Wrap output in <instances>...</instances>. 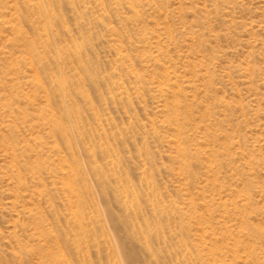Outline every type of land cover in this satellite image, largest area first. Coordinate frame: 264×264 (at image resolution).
I'll list each match as a JSON object with an SVG mask.
<instances>
[{"label": "rangeland", "instance_id": "rangeland-1", "mask_svg": "<svg viewBox=\"0 0 264 264\" xmlns=\"http://www.w3.org/2000/svg\"><path fill=\"white\" fill-rule=\"evenodd\" d=\"M36 1L0 0V264H264V0Z\"/></svg>", "mask_w": 264, "mask_h": 264}, {"label": "bare ground", "instance_id": "bare-ground-1", "mask_svg": "<svg viewBox=\"0 0 264 264\" xmlns=\"http://www.w3.org/2000/svg\"><path fill=\"white\" fill-rule=\"evenodd\" d=\"M36 1V0H35ZM36 3H37V1H36ZM131 3H133V2H127V4H130V5H132ZM29 4V3H28ZM72 4V3H71ZM36 6V5H35ZM39 6V5H38ZM49 6H47V8H48ZM36 9H39V7H37ZM36 9H34L35 11H36ZM29 10V9H28ZM45 10V9H44ZM132 12V11H131ZM183 12V11H182ZM50 13V12H49ZM40 14L41 15H43L41 12H40ZM54 14V13H53ZM48 15V14H47ZM49 17H50V15H48ZM43 17V18H42ZM41 18L44 20V22H45V20H48L49 21V18L47 19V18H45V16H42ZM52 17H54V15L52 16ZM52 19V18H51ZM57 21V20H56ZM15 22V21H14ZM54 24V23H53ZM41 25H42V22H41ZM46 27H47V25H46ZM51 30V29H50ZM42 31V30H41ZM46 31V30H45ZM171 32V31H170ZM169 34V33H168ZM157 40V39H156ZM46 45V44H45ZM33 46V45H32ZM49 46V45H48ZM36 53V52H35ZM155 53V52H154ZM38 55H40V54H38ZM150 56V55H149ZM148 56V57H149ZM158 57V56H157ZM122 59V58H121ZM151 60V59H150ZM80 65H81V63H80ZM167 69V68H166ZM246 69V68H245ZM246 72V71H245ZM37 73V72H36ZM249 73V72H248ZM62 76V75H61ZM39 78V77H38ZM37 78V79H38ZM136 78V77H135ZM40 82V81H39ZM186 82V81H185ZM19 84V83H18ZM34 84V83H33ZM70 84V83H69ZM35 85V84H34ZM62 85V84H61ZM162 85V84H161ZM158 87V86H157ZM166 88V87H165ZM177 88V87H176ZM57 89V91H59L60 93H64L65 92V90H64V86L63 87H58V88H56ZM44 91V90H43ZM62 91V92H61ZM45 92V91H44ZM165 92V91H164ZM163 93V92H162ZM167 93V92H166ZM170 94V93H169ZM166 95V94H165ZM182 95V94H181ZM50 96V95H49ZM166 97V96H165ZM173 97V96H172ZM178 96H176V98H177ZM85 98V97H84ZM44 99V98H43ZM46 99H47V97H46ZM50 99V98H49ZM47 101V100H46ZM176 101V100H175ZM46 103V102H45ZM177 103V102H176ZM175 106V105H174ZM173 106V107H174ZM162 107V106H161ZM178 107H180V106H178ZM169 110V109H168ZM175 110V109H174ZM170 112V111H169ZM168 112V113H169ZM20 113V112H19ZM171 113V112H170ZM175 113V112H174ZM45 114V113H44ZM159 114V113H158ZM54 115V114H53ZM73 115V114H72ZM174 115H177V114H174ZM44 116H46V115H44ZM48 117V116H47ZM50 118V117H49ZM46 119V118H45ZM62 119V118H61ZM48 120V119H47ZM58 120H60V119H58ZM172 120V119H171ZM43 122H44V120H42ZM176 121V120H175ZM178 122V121H177ZM176 122V123H177ZM47 123V122H46ZM53 123H55V121H53ZM53 123H51V127H52V124ZM61 123V122H60ZM149 123V122H148ZM170 123H172V122H170ZM56 124V123H55ZM46 125H48V124H46ZM61 125V124H60ZM16 126V125H15ZM54 126V125H53ZM57 126V127H56ZM154 126V125H153ZM59 126L58 125H55V129H57V130H61L60 128H58ZM53 128V127H52ZM54 128H53V131H54ZM155 128V127H154ZM56 131V130H55ZM65 133H66V131H64ZM67 132H68V130H67ZM62 133V132H61ZM38 134V133H37ZM64 134V133H63ZM52 136V135H51ZM54 143H57V142H54ZM171 143V142H170ZM44 144V143H43ZM50 144H52V143H50ZM69 144V143H68ZM48 145V144H47ZM52 146V145H51ZM74 146V145H73ZM180 146V145H179ZM48 147H49V145H48ZM56 148V147H55ZM14 150V149H13ZM51 150V149H50ZM74 151V150H73ZM183 151H185V150H183ZM198 151V150H197ZM12 152V151H11ZM14 152V151H13ZM58 153V152H57ZM183 153V152H182ZM186 153V152H185ZM39 154V153H38ZM74 155H75V153H73ZM91 154V153H90ZM14 155V154H13ZM93 155V154H92ZM35 156V155H34ZM185 156V155H184ZM213 156V155H212ZM76 157V156H75ZM65 158V157H64ZM93 158V157H92ZM42 159V158H41ZM61 161V160H60ZM66 163V162H65ZM71 164H72V162H71ZM188 164V163H187ZM57 165H58V163H57ZM75 165V164H74ZM39 167V166H38ZM74 167V166H73ZM53 169V168H52ZM58 169V168H57ZM61 169V168H60ZM64 169H65V167H64ZM49 171V170H48ZM58 171H60V170H58ZM67 171V170H66ZM72 171V170H71ZM93 171V170H92ZM64 174V173H63ZM66 174V173H65ZM69 174H70V172H69ZM67 175V174H66ZM62 176V175H61ZM68 176H70V175H68ZM67 176V177H68ZM63 177H65L64 175H63ZM67 177H65V178H67ZM72 177V176H71ZM79 177V176H78ZM66 181V180H65ZM64 182V181H63ZM69 182V181H68ZM65 183V182H64ZM69 185V184H68ZM64 186V185H63ZM73 190V189H72ZM74 192V191H73ZM77 192V191H76ZM125 198V197H124ZM131 204V203H130ZM70 216V215H69ZM78 221V220H77ZM152 225V224H151ZM158 227V226H157ZM74 233V232H73ZM72 234V233H71ZM75 235V234H74ZM249 249V248H248ZM180 254V253H179ZM185 255V254H184Z\"/></svg>", "mask_w": 264, "mask_h": 264}]
</instances>
